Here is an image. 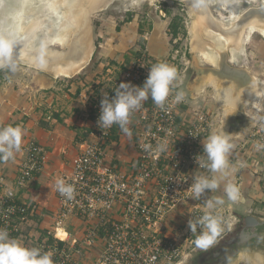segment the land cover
Listing matches in <instances>:
<instances>
[{"label": "built area", "instance_id": "2783aa9c", "mask_svg": "<svg viewBox=\"0 0 264 264\" xmlns=\"http://www.w3.org/2000/svg\"><path fill=\"white\" fill-rule=\"evenodd\" d=\"M157 62L161 61L146 49H136L125 68L107 77V91L93 97L92 123L80 141L71 168L53 179L58 204L47 212L51 227L43 236L25 229L39 205L18 201V188H26L45 170V148L34 139L30 141L23 151L16 183L9 184L0 177V228H6L28 247L52 251L55 264H180L190 252L198 250L188 221L207 209L202 199L191 198L188 189L198 170L196 157L203 154L202 141L213 132V114L207 108L192 106L185 97L176 102L177 82L163 109L149 98L130 118L128 128L134 135L137 155L123 168L113 166L107 158L108 142L121 129L118 125L109 129L97 126L103 94L114 97L121 82L143 86L150 67ZM160 145H166V150L160 151ZM240 150L248 160L253 155L264 157V115L253 124ZM259 163L255 158L251 165L246 163L257 177L261 174ZM239 167H234L229 182L239 183L236 175L243 169ZM198 174L208 173L199 169ZM57 179L74 186L73 199L68 200L56 190ZM210 196L208 191L203 197ZM215 213L225 220L220 241L228 233L231 219L224 206ZM172 216L182 223L171 233ZM59 229L66 232L65 239L59 236Z\"/></svg>", "mask_w": 264, "mask_h": 264}, {"label": "crops", "instance_id": "0c3cea01", "mask_svg": "<svg viewBox=\"0 0 264 264\" xmlns=\"http://www.w3.org/2000/svg\"><path fill=\"white\" fill-rule=\"evenodd\" d=\"M148 21L147 17L141 21L132 18L126 22L127 26L122 25L118 29L117 24L107 19L104 34L100 35L102 39L95 69L84 76L71 79L66 84L60 83L54 86V89L32 87L28 92L22 88L16 94L12 91L1 94L0 122L2 127L20 126L24 130V137L21 151L15 154V158L7 162L0 161V177L5 178L9 184L16 183L19 164L23 160V151L27 149L32 139L45 148L47 155L44 173L36 176L26 188L17 190L18 201L39 205L37 214L31 216L29 225L25 229L43 236L51 227L50 219L46 218L47 212L58 204L52 187L53 179L57 174L70 170L80 141L86 136L92 123V97L107 91L106 87L110 85L107 77L114 70L123 69L130 63L134 51L139 46L141 33L144 38L142 48L146 49L152 57L162 60L168 52L166 49L167 22L163 23L156 19L151 28ZM220 128L214 126L213 131L220 133ZM136 155L135 138L132 133L128 135L124 132H116L112 135L107 145V158L113 166L127 167ZM237 155L242 156L241 150ZM253 156L249 161L253 162L255 158L260 160L259 164L262 165L264 157L262 155ZM230 165L229 174L215 193L211 192V196L225 199L223 206L229 210L234 223L238 222L240 214H263L259 203L264 205V180L259 176L256 178V174L250 167L241 169L238 176L239 182L243 183L241 186L237 185L240 190L243 187L242 199L235 203L227 200L224 185L234 177V168L232 163ZM206 199L208 197H203L202 201ZM239 202H242L244 209H236L235 205ZM180 213H183V210H180ZM175 219L176 216H172L169 220L171 233L176 231L182 223ZM68 229L72 231L70 226ZM242 262L241 258L237 264Z\"/></svg>", "mask_w": 264, "mask_h": 264}, {"label": "water", "instance_id": "95a60500", "mask_svg": "<svg viewBox=\"0 0 264 264\" xmlns=\"http://www.w3.org/2000/svg\"><path fill=\"white\" fill-rule=\"evenodd\" d=\"M113 1L65 0L59 8L62 13L57 17H54L55 13L48 15L43 19V24L37 23L35 31L32 29L33 22L26 19L22 25L23 30L18 32L21 42L19 51L24 53L20 62H28L36 67L35 56L43 45L46 67L40 70L48 74L51 81L63 72L70 73L67 77L80 74L90 64L97 49L93 16L108 8ZM179 1L188 4L191 17L188 56L192 76L186 83L189 96L184 97L188 103L196 105L204 87H213L216 94L228 89L235 104L226 111L220 133L229 135L230 139L243 136L252 125L245 109L253 102L252 94L256 87L261 86L262 81L245 61L239 63L245 54L243 51L248 43L247 35L254 31L262 33L264 29V0L259 5L240 10L232 19L216 14L211 7V0ZM39 5L42 7V1L38 5H30L29 8L26 6L23 9L29 14L34 8L38 9ZM43 14L47 15L45 12ZM61 32H65L64 45L47 42L50 36L56 37ZM40 37L47 40H40ZM205 52L216 56V62L203 61L201 56ZM233 55L237 63H233ZM229 218L231 219L230 213ZM241 223L242 229L234 233L237 224ZM230 225L228 233L214 248L207 252L194 250L180 264H227V257L230 264H237L245 254H257L264 259V217L254 213L240 214L238 222L231 220Z\"/></svg>", "mask_w": 264, "mask_h": 264}, {"label": "clouds", "instance_id": "9594fccd", "mask_svg": "<svg viewBox=\"0 0 264 264\" xmlns=\"http://www.w3.org/2000/svg\"><path fill=\"white\" fill-rule=\"evenodd\" d=\"M21 42L18 31L0 32V69L16 72L21 60L19 49ZM35 66L39 69L46 67L44 46L41 45L35 56ZM178 79L177 68L167 62L161 61L150 67L148 77L143 86L133 85L130 82H121L115 88V96L109 98L108 93L103 94L101 111L97 121L100 129H109L118 125L122 132L130 135L128 125L135 110L142 107L149 98L163 109L173 91ZM184 99L183 92L176 94L175 101ZM24 130L20 126L7 125L0 127V161L7 162L15 158L21 151ZM202 155L196 157L199 169H205L208 174L193 175V182L188 189L191 198L200 200L206 192L215 191L224 182L229 174V153L234 148L230 136L211 132L204 140ZM146 145L145 148H149ZM160 151L166 150V145H160ZM56 190L68 200L74 197V186L66 183L64 179H57ZM224 192L227 200L237 202L240 198V189L231 182L225 183ZM11 195V193H9ZM225 204V199L212 195L204 200L207 211L203 215L188 221V228L195 236L194 247L207 252L214 248L225 231V220L215 210ZM231 228V225H228ZM199 229V232H198ZM52 251H43L37 247H28L17 238H13L6 228H0V264H55ZM227 264L230 260L227 257Z\"/></svg>", "mask_w": 264, "mask_h": 264}, {"label": "rangeland", "instance_id": "374dc122", "mask_svg": "<svg viewBox=\"0 0 264 264\" xmlns=\"http://www.w3.org/2000/svg\"><path fill=\"white\" fill-rule=\"evenodd\" d=\"M28 2L27 0H0V32L15 31L18 10L20 11L26 6L29 8L30 5H38L37 3L40 4L41 1L28 0ZM261 3L262 0H213L211 7L216 14H219L222 17H229L230 12L228 8L235 12H239L240 10H243L251 5H259ZM189 12L190 9L188 4L179 0H114L108 8L95 13L93 16L94 39L97 49L90 64L87 65L86 68L80 72V74L73 77L60 76L54 81H51L48 78V74H45L42 70L34 67L32 64L28 62H19L17 71L14 73L8 71L7 69H0V96L1 94L9 93L11 91L16 94L17 91L22 88L26 92H28V90L32 87L54 89V86L60 85V83L66 84L71 79L86 75L89 71L95 69L96 62L99 58V45L102 39L100 35L104 34L105 23L107 19L113 24H117V28L119 26L121 28L122 25L123 27L127 26L126 22L129 21V17L135 18L138 21H141L142 19L144 20L147 17L149 19L148 23L150 24L151 28L154 23L153 21L156 19H159L163 23L167 22L168 42L166 44V49L168 52L164 58L159 61L167 62L177 68L178 79L176 82L178 84V92H183V94L188 97L189 95L186 90V81L189 75H192L188 56L191 24ZM13 15L15 17H13ZM174 21L179 24L178 33L176 36H174L172 33L173 29L175 28L172 26ZM140 47L141 46L139 45L137 50L140 49ZM243 53L245 54L240 59L239 64H242V60L245 61L263 84L264 34L259 32L252 33L251 39L246 44V49ZM219 94H216V91L213 87L206 86L197 98L198 103L192 106L198 107L200 109L207 108L213 114L215 126L220 128L226 111L230 106L227 102V95ZM255 102L248 104L245 109L247 116L252 120L251 127L264 115V95L258 96ZM250 129L251 128H249L245 135L231 139V142L236 148L233 152L231 151L229 153V163H232V166L233 168L235 167V169L236 166H240L241 168L245 169V167H247L246 163L250 164V161L246 159L247 155L245 152L241 151L243 152V156L241 158L239 155H237L238 151L240 150L239 146L241 147L246 143ZM235 156L237 159L234 160ZM261 164V174L259 176H261L262 180H264V164L262 162ZM236 176H239V173ZM232 184H235V182ZM241 184L243 183L239 182L235 185L241 186ZM242 194L243 191H241L240 196ZM241 199L242 198L240 197L239 200ZM259 205L263 209V214L258 215L264 217V205L261 203H259ZM235 206L238 210L244 209L242 202L237 203ZM235 229L238 230L239 228ZM242 259L243 262L240 264H264L262 263L264 262V259H262L257 254H252V256L245 254L243 255Z\"/></svg>", "mask_w": 264, "mask_h": 264}, {"label": "bare ground", "instance_id": "6f19581e", "mask_svg": "<svg viewBox=\"0 0 264 264\" xmlns=\"http://www.w3.org/2000/svg\"><path fill=\"white\" fill-rule=\"evenodd\" d=\"M40 1H42V4H43V5H41L42 7H40V5H39L38 9L34 8L33 10H31L29 12V14H26L24 9H21L20 11L18 10L17 16H16V18H17V22H16L17 24H16V27H15L16 31L21 32L23 30L22 29V25H23V22L26 19H27V21H32L33 22L32 29H34V31H35L37 23H42L43 24V19L46 18L48 15L51 16L54 13L56 14V16H54V17H57L58 15H60L62 13V12L59 11L60 5H63V3H65V0H40ZM27 2H28V0H27ZM211 3H212V0H211ZM37 4H39V3H37ZM43 10H44L45 13H47V15L43 14L44 13ZM228 10L230 12V16H229L230 19L236 17V15L238 14V11L235 12L232 9H229V8H228ZM13 17H15V16L13 15ZM254 32H252V33H254ZM252 33L247 35L246 42H248L251 39ZM262 33L264 34V29H262ZM40 40L45 41V40H47V38L40 37ZM47 42H54L55 45H59V44L60 45L61 44L64 45L65 42H66L65 41V32L64 33L61 32L60 34L56 35V37H53V38H52V36H50V38H49V40H47ZM20 55H21V58H22L24 53H20ZM201 57H202L203 61H206L208 63H215L216 62V56L211 55L208 52L202 53ZM232 61H233V63L237 62V59L235 58L234 55H233V60ZM69 75H70V73L67 74V73L63 72V73H61L59 75V77L60 76L67 77ZM218 92L220 94H222V95H227V100H228L227 102H228V105L230 106L228 109L233 108V106L235 104V101L232 98H230V95H229L230 92L228 91V89H223L222 91H218ZM261 95H264V83L263 84L261 83L260 87H256L255 92L252 94V97L254 99L253 102H255L256 99L258 98L257 96H261ZM254 97H256V98H254ZM255 104H256V102H255ZM58 233H59V236H61L64 239L67 237L66 236L67 234H66V232L63 229H59Z\"/></svg>", "mask_w": 264, "mask_h": 264}, {"label": "trees", "instance_id": "16d2710c", "mask_svg": "<svg viewBox=\"0 0 264 264\" xmlns=\"http://www.w3.org/2000/svg\"><path fill=\"white\" fill-rule=\"evenodd\" d=\"M131 19H132L131 17L128 18V20H131ZM172 26L175 27V28L173 29L172 33H173L174 36H176L177 33H178V26H179V24H177V23L174 21V22L172 23ZM118 28L120 29V26H119ZM139 45H140L141 47L144 46V38H143V36H142V33H141V39L139 40Z\"/></svg>", "mask_w": 264, "mask_h": 264}, {"label": "flooded vegetation", "instance_id": "af4514ba", "mask_svg": "<svg viewBox=\"0 0 264 264\" xmlns=\"http://www.w3.org/2000/svg\"><path fill=\"white\" fill-rule=\"evenodd\" d=\"M191 76H192V75H189L187 81L191 78ZM187 81H186V83H187ZM234 160H235V157H234ZM236 186H237V185H236ZM240 193H241V190H240ZM241 196H242V195H241ZM241 196H240V197H241ZM237 228H239L238 230L242 229V223H241V224L239 225V227H237ZM238 230H236L235 232H238ZM235 232H234V233H235Z\"/></svg>", "mask_w": 264, "mask_h": 264}]
</instances>
